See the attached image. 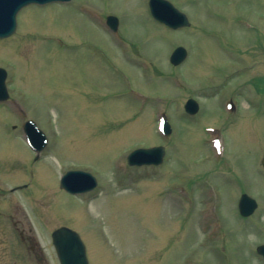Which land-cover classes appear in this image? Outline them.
I'll use <instances>...</instances> for the list:
<instances>
[{
  "label": "rangeland",
  "instance_id": "rangeland-1",
  "mask_svg": "<svg viewBox=\"0 0 264 264\" xmlns=\"http://www.w3.org/2000/svg\"><path fill=\"white\" fill-rule=\"evenodd\" d=\"M170 1L189 26L155 20L149 0H71L25 6L0 39L1 262L34 264L38 245L60 264L52 232L66 225L89 264H264V0ZM178 45L188 55L175 66ZM27 119L47 136L39 155ZM155 145L166 146L161 165L128 164ZM75 169L97 187L62 188ZM243 192L258 201L249 217ZM18 231L34 242L21 246Z\"/></svg>",
  "mask_w": 264,
  "mask_h": 264
},
{
  "label": "water",
  "instance_id": "water-1",
  "mask_svg": "<svg viewBox=\"0 0 264 264\" xmlns=\"http://www.w3.org/2000/svg\"><path fill=\"white\" fill-rule=\"evenodd\" d=\"M55 1L70 0H0V38H6L15 33L17 14L23 7L31 3L46 4ZM149 5L154 18L172 28L177 29L191 24L186 13L178 9L169 0H150ZM107 23L113 30L118 29L119 21L116 16H108ZM187 53V49L184 46H178L172 52L170 60L173 64L178 65L186 58ZM6 77V70L0 67V101L9 97ZM185 108L189 113L195 114L199 110V104L195 99L190 98ZM25 130L31 144L37 150L40 151L46 146L47 137L33 120L25 123ZM164 132L166 134L171 132V126L166 119L164 120ZM165 153L166 149L164 146L137 148L128 155V163L130 165H158L163 162ZM97 184L95 176L83 170H70L61 180L62 188L72 193L90 191ZM257 206L258 202L255 198L247 193L242 194L239 200V210L243 216L251 215ZM52 236L61 264H89L86 246L78 232L62 226L56 229ZM258 252L264 255V244L258 246Z\"/></svg>",
  "mask_w": 264,
  "mask_h": 264
},
{
  "label": "flooded vegetation",
  "instance_id": "flooded-vegetation-1",
  "mask_svg": "<svg viewBox=\"0 0 264 264\" xmlns=\"http://www.w3.org/2000/svg\"><path fill=\"white\" fill-rule=\"evenodd\" d=\"M19 233V242L20 245L23 246L24 244L28 243V241H34V237H31L29 235H24L23 231H18ZM0 242H3L4 244H6L5 240H2ZM8 247V246H7ZM7 247L3 248L2 250L5 252L4 249H6L7 251ZM27 248V247H26ZM34 250L36 251V256H35V260H37V262H35L34 264H47V262H45V257L42 254V251L40 250V248L37 245H33L31 246V251L34 253ZM6 254V252H5ZM1 258H0V264H19L17 262L14 263H7V259L5 258V255L3 257V261L1 262Z\"/></svg>",
  "mask_w": 264,
  "mask_h": 264
}]
</instances>
